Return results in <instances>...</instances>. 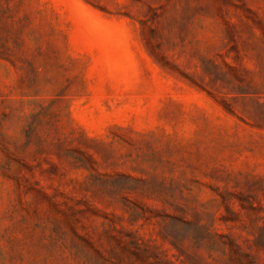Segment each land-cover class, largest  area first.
<instances>
[{
	"label": "rangeland",
	"instance_id": "1",
	"mask_svg": "<svg viewBox=\"0 0 264 264\" xmlns=\"http://www.w3.org/2000/svg\"><path fill=\"white\" fill-rule=\"evenodd\" d=\"M0 264H264V0H0Z\"/></svg>",
	"mask_w": 264,
	"mask_h": 264
}]
</instances>
